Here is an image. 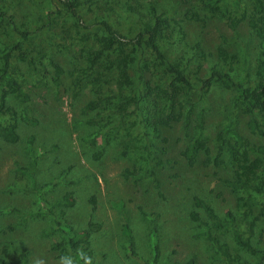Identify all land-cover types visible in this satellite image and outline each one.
I'll list each match as a JSON object with an SVG mask.
<instances>
[{
	"label": "rangeland",
	"instance_id": "374dc122",
	"mask_svg": "<svg viewBox=\"0 0 264 264\" xmlns=\"http://www.w3.org/2000/svg\"><path fill=\"white\" fill-rule=\"evenodd\" d=\"M199 1L78 0L80 20L87 27H76L71 17L59 11L52 13L49 27L39 28L46 13L53 10L51 5H58L57 0H0L4 11L0 17V54L17 40V29L33 32L26 44V59L20 60L16 52L10 59L28 101L15 98L13 92L7 99L9 111L0 116L1 126L15 122L19 132L16 143L0 139V259L6 264H58L60 256L78 264L66 250L52 247L62 240L55 220H62L64 229L71 226L76 232L88 227L90 264H185L191 257L194 264L257 263L259 253L237 244L233 234L236 230L255 250L263 249L264 210L249 232L244 208L237 204V197L247 192H233L221 178L234 177L229 145L246 151L250 159L262 156L248 146L264 145V125L263 134L250 132L249 115L242 111L233 88L217 81L207 89L202 87L214 65L229 70L244 86L254 83L258 41L247 22L252 0L220 3L231 17L239 19L235 25L225 17L205 15ZM136 3L143 8L152 4L182 27V36L173 34L158 42L166 59L178 63L192 85L182 99H188L185 107L190 105L188 128L183 119L160 127L161 136L167 138L165 144L137 122L135 104L129 105L125 115L117 111L112 75L100 66L96 70L106 81L95 90L84 84L97 72L86 68L88 51L108 47L111 41L97 21L105 18L120 34L132 37L138 24L126 7ZM189 12L197 13V19L186 17ZM243 12L247 16L240 18ZM220 43L235 54L233 60L218 59ZM110 49L104 51L102 59L112 57ZM130 56L133 60L127 71L131 84L122 92L123 100L132 97L147 112L157 97L147 94L140 99L148 91L146 82L163 89L171 75L146 47L135 48ZM28 58L35 63L29 65ZM52 64L62 69L59 75ZM97 94L101 103L95 110H85ZM254 116L260 121L264 111ZM194 133L204 138L212 158L219 154V164L203 165L200 153L193 166L187 165L180 151ZM143 143L148 144V157L143 156ZM163 146L166 152L157 164L158 149ZM125 169L132 170L127 177ZM261 170L264 172V163ZM66 191L74 195L72 207L59 205ZM91 195L96 199L93 210L88 202ZM195 195L219 217L221 229H204L224 243L225 253L201 235L203 227L189 218V212L196 209L202 220L208 219L202 208L194 207ZM255 199L252 211L258 215L264 196L256 195ZM226 212L231 216L227 218ZM124 224L130 230L138 260L126 254L129 239L123 233ZM154 239L159 255L153 262L150 245Z\"/></svg>",
	"mask_w": 264,
	"mask_h": 264
},
{
	"label": "trees",
	"instance_id": "16d2710c",
	"mask_svg": "<svg viewBox=\"0 0 264 264\" xmlns=\"http://www.w3.org/2000/svg\"><path fill=\"white\" fill-rule=\"evenodd\" d=\"M223 0H200L201 9L205 12L207 16L225 17L231 21L232 25L239 19L231 17V14L221 8L220 3ZM235 3H239L238 0H233ZM57 6L51 5V11L46 13L44 17V22L39 28H47L52 22V13H57L59 11L64 12L69 17L73 19V24L79 28H85L80 20V15L77 10L78 0H57ZM126 10L132 14L137 21L138 27L136 33L132 37H125L115 30L108 20L105 18H100L97 23L101 26V30L110 38V44L108 47H98L94 50L88 51L85 56L84 61L86 62V68L95 69L100 66L109 75H112L113 84L115 85L117 91L116 104H118V110L123 115L127 114L126 110L131 103L136 105L138 113L136 118L137 122L143 126V129L148 130L153 136L159 139L160 142L166 143L167 138L162 137L160 133V127L169 126L170 122H176L183 119L185 128H188V116L187 113L190 109V105L185 107L188 102L182 99L190 93L192 89L191 82L187 75L184 73L183 68L179 66L178 63H172L166 59L165 54L159 47L160 39H167L172 37L174 34L183 35L182 27L179 21L168 17L164 13L157 12L152 4L143 8L140 4H128ZM4 16V11L0 8V17ZM240 18H245L246 12H243ZM189 19H197V13L189 12L186 15ZM248 26L254 33L258 41V53L255 57V81L252 85L244 86L239 81L233 79L229 70H224L216 65L212 66L209 71V75L206 79L202 81V87L207 89L212 82H219L222 86L226 88H233L236 92L235 99L239 102L242 111L249 115L247 121V127L252 133L263 134L261 127L264 125V116L262 112L264 111V2L263 0H252L251 12L247 16ZM17 40L10 46H7L2 50L0 54V116L6 114L9 111L7 104V99L9 95L14 92V97L22 100L28 101V95L21 89V84L19 83L15 72L10 64V59L13 52H16L20 60H25V48L26 44L33 33L25 29H17ZM178 38V37H177ZM146 47L150 49L154 58L158 60V65H163L166 71L171 75L170 82L165 88H160L159 86H150L146 82V87L148 89L146 94L141 95L140 99L144 98V95L153 94L157 97L154 102L153 107L144 110L138 104V100L132 97L123 100V91L125 88L130 86L131 80L128 74L129 63L133 60L130 56V52L138 47ZM111 48L113 53L112 57L106 60L102 59V55L106 49ZM195 48H198V44L195 43ZM202 53V52H201ZM216 55L222 62L231 61L235 58V54H230L222 43L218 44L216 48ZM35 60L33 58H28L26 62L29 65L34 64ZM55 68V75H59L62 69L56 65L52 64ZM97 71V70H96ZM106 81V77L99 71L94 72L85 82V86L95 90L96 87L100 86ZM97 97L89 101L85 105V110H95L97 105L101 102L100 94ZM181 98V99H180ZM105 100L104 102H106ZM160 103L161 106H160ZM255 113H259L261 116L260 121L254 116ZM135 122V121H134ZM145 131V133H147ZM143 133V134H145ZM240 138V137H239ZM0 139L5 143H16L19 140V132L15 122H9L5 125H0ZM140 141L144 142L145 138L140 137ZM221 149V147H219ZM141 150H144L143 156H149L148 144L143 143ZM248 150L262 155L261 157H255L250 159L245 156L246 151L240 152L238 149H234L231 145L228 147V152L233 160V165H235L234 177L233 179L221 178V180L228 186L231 187L233 192L237 190H245L247 192L246 196H238L237 204L244 208L243 215L248 227V231L252 232L255 220L263 213L264 205L260 208L258 215H253L252 206L255 203L256 195L264 196V172L261 170V166L264 163V145H253L248 146ZM159 155L157 157V164L162 162L161 156L166 152V147L163 146L158 149ZM202 153L204 159L202 161L203 165L208 164H219V154L215 157L209 155V149L207 147L206 141L199 133H194V135L188 140L185 147L180 151L181 156L186 161L188 166H193L196 163L198 155ZM169 159H165V162ZM132 170L125 169L124 177L129 176ZM88 202L93 210L95 208L96 199L94 195L88 198ZM75 204V198L71 191H66L62 195V200L59 205L62 207H72ZM193 205L195 208L200 207L207 215V220L204 221L200 218V215L196 209L189 212V218L194 221L198 226L203 227L200 234L204 235L206 238L212 241L216 246L217 250L222 253L226 252V246L224 243L220 242L214 234L209 233L204 228L208 227L214 230H219L222 227L219 217L217 216L214 209L209 206L202 198L199 196H193ZM61 211L60 213H62ZM59 213V214H60ZM226 217H230V213L226 212ZM55 225L62 233V240L56 241L52 244L54 249L66 250L77 262L78 264H86L85 257L88 258L91 255L90 251V232L88 227L76 232L71 226L64 229V223L62 220H55ZM64 225V226H63ZM93 223L89 222L88 226H92ZM155 232V231H153ZM123 233L128 237V248L126 254L132 259H139L137 253L135 252L132 238L130 237V230L128 225L124 224ZM262 235V234H260ZM155 234L153 235V237ZM234 240L237 244L245 246L251 253H259V258L256 264H263L264 248L257 251L248 244L247 240H243L238 232L234 231ZM261 238V236H260ZM152 252L153 262L159 255V246L154 239L150 245ZM237 261V258L235 257ZM0 264H6V262L0 259ZM185 264H194V258H189ZM237 264H245L244 262L237 261Z\"/></svg>",
	"mask_w": 264,
	"mask_h": 264
},
{
	"label": "clouds",
	"instance_id": "9594fccd",
	"mask_svg": "<svg viewBox=\"0 0 264 264\" xmlns=\"http://www.w3.org/2000/svg\"><path fill=\"white\" fill-rule=\"evenodd\" d=\"M84 259L86 261V264H88V258L85 257ZM58 264H72V260L70 257L60 256L58 259Z\"/></svg>",
	"mask_w": 264,
	"mask_h": 264
}]
</instances>
